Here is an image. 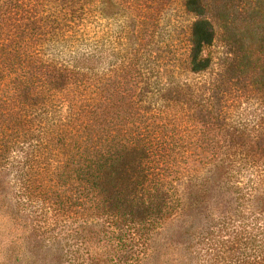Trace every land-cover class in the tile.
<instances>
[{
    "label": "trees",
    "instance_id": "obj_1",
    "mask_svg": "<svg viewBox=\"0 0 264 264\" xmlns=\"http://www.w3.org/2000/svg\"><path fill=\"white\" fill-rule=\"evenodd\" d=\"M129 1L0 0V264H264V0Z\"/></svg>",
    "mask_w": 264,
    "mask_h": 264
},
{
    "label": "rangeland",
    "instance_id": "obj_2",
    "mask_svg": "<svg viewBox=\"0 0 264 264\" xmlns=\"http://www.w3.org/2000/svg\"><path fill=\"white\" fill-rule=\"evenodd\" d=\"M124 5L120 8V11L116 14V16L112 18H104L103 20H100L98 23L92 22L91 27L87 29V36L93 37V36H101L104 40V55H105V63H107L111 56L112 52L114 51V40L115 39H121L127 36L132 30H129V25L132 20L135 18L134 12L130 10V6L128 3H130L129 0H123ZM166 12L164 13V17H174L175 20L181 21V17L179 14H177L174 10L168 9L166 7ZM165 22V21H164ZM168 27H166L167 30ZM176 30L177 33L180 32L179 25ZM165 29H162L163 35H166ZM85 36V38L87 37ZM81 49H86L87 46L85 42L82 43L80 46ZM204 246L201 247L199 250V254L197 256L198 263L199 264H214V260L212 258V255H209L204 249Z\"/></svg>",
    "mask_w": 264,
    "mask_h": 264
}]
</instances>
